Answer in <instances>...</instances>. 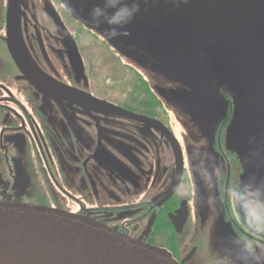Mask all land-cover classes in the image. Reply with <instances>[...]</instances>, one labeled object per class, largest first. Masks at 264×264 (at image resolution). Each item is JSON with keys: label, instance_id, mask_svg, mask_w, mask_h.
<instances>
[{"label": "flooded vegetation", "instance_id": "obj_1", "mask_svg": "<svg viewBox=\"0 0 264 264\" xmlns=\"http://www.w3.org/2000/svg\"><path fill=\"white\" fill-rule=\"evenodd\" d=\"M48 1L65 30L54 26L46 0L0 1V202L91 218L168 250L180 264H201L208 250L241 264L235 245L227 252L209 246L220 219L221 239L232 245L233 233L264 247V237L246 231L226 195L244 173L226 138L233 103L213 121L206 145L194 151L180 144L176 185L177 157L167 135L175 136V119L154 83L63 1ZM74 49L85 64L84 90L72 78ZM165 144L175 161L162 176Z\"/></svg>", "mask_w": 264, "mask_h": 264}, {"label": "rangeland", "instance_id": "obj_2", "mask_svg": "<svg viewBox=\"0 0 264 264\" xmlns=\"http://www.w3.org/2000/svg\"><path fill=\"white\" fill-rule=\"evenodd\" d=\"M61 1L73 14L90 22L102 37L107 40L110 37H115L113 40L122 38L123 34L118 31L117 35L109 36L110 29L102 22L97 24L92 16L93 8L84 7L82 2L69 4L67 0ZM251 1H254L253 6L245 16L242 15L247 7L238 10L233 25L221 22V30L217 29L220 34L213 29L212 35L200 37L195 42H192L188 35L182 34L180 37L188 43L179 47L172 45L170 51L152 48L146 43H142L145 46L137 47L138 51L134 47L126 48L123 44H114V47L127 61L134 60L138 69L154 83L156 92L175 119L174 137L182 149L198 151L199 145H206L208 140L211 141L213 121H221L227 113L229 103L232 102L233 119L226 129V138L242 163V182L255 177L257 183H264V0ZM50 3L46 0L45 11L50 10L48 12L54 20V26L65 30L60 14ZM49 17L45 15L43 18L48 25ZM249 17L252 19L248 22ZM56 19L60 20L61 24ZM241 19L245 21L239 23ZM221 31L227 36L230 44L239 50V54H225L219 50L213 34L222 37ZM73 51L70 62L73 64L75 77L72 78H76L80 84L77 87L84 90L85 85L81 81L86 78L85 64L78 49ZM141 51L145 53L142 54ZM96 61L103 64L99 58H96ZM65 62L69 63L68 58ZM246 137L249 140H246ZM159 148L162 155V176H165L164 171L172 166L175 158L166 144L160 145ZM224 228L226 227L221 219L213 223L209 235L210 248L219 247L222 252L234 249L233 240L231 245L230 241L220 237ZM232 237L236 239L233 233ZM205 256L209 257H204L201 264L235 262L232 256L218 257L209 250Z\"/></svg>", "mask_w": 264, "mask_h": 264}, {"label": "water", "instance_id": "obj_3", "mask_svg": "<svg viewBox=\"0 0 264 264\" xmlns=\"http://www.w3.org/2000/svg\"><path fill=\"white\" fill-rule=\"evenodd\" d=\"M69 4L82 2L83 6H100L106 16L125 5L135 6L131 21L117 31L122 38L110 37L109 42L126 48L142 43L152 48L172 50L200 37L221 30L222 21L233 25L238 10L253 6L251 0H67ZM70 9V8H69ZM71 10V9H70ZM264 13L262 14V18ZM105 17H100L103 21ZM81 19V17H80ZM252 17H249V22ZM261 19V18H259ZM83 21L86 22L82 18ZM245 19L239 20V23ZM93 25L90 22H86ZM103 23V22H102ZM107 28L110 26L103 23ZM238 25V23H237ZM218 29V30H217ZM226 29V28H224ZM222 32V31H221ZM220 34V33H219ZM220 51L239 54L222 32L214 35ZM117 47V46H116ZM144 51L147 49H143ZM148 51V50H147ZM142 52V51H141ZM145 52H142L144 54ZM173 143L177 163V182L182 175L183 156L176 138L167 132ZM246 140H249L246 137ZM183 204L181 212H185ZM183 220L186 213H182ZM0 264H180L164 248L144 244L91 218L39 206L0 202Z\"/></svg>", "mask_w": 264, "mask_h": 264}, {"label": "clouds", "instance_id": "obj_4", "mask_svg": "<svg viewBox=\"0 0 264 264\" xmlns=\"http://www.w3.org/2000/svg\"><path fill=\"white\" fill-rule=\"evenodd\" d=\"M106 5L110 0H105ZM138 8L125 5L121 9L106 16L105 10L100 6L92 9V16L97 24L103 22L110 26L109 36L117 35V29L129 23ZM100 17H105L101 21ZM205 178L208 177L204 172ZM226 195L234 215L238 220H243L246 231L252 237H264V183H257L255 177H250L245 182L231 185ZM238 259L241 264H264V247H259L256 239L239 237L234 240Z\"/></svg>", "mask_w": 264, "mask_h": 264}]
</instances>
